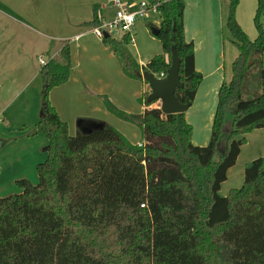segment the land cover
Listing matches in <instances>:
<instances>
[{
	"label": "trees",
	"instance_id": "trees-1",
	"mask_svg": "<svg viewBox=\"0 0 264 264\" xmlns=\"http://www.w3.org/2000/svg\"><path fill=\"white\" fill-rule=\"evenodd\" d=\"M147 1L158 7L154 37L163 52L141 69L166 75L175 47L184 85L176 97L192 105L203 75L185 37V0ZM239 6L229 0L224 80L206 146L192 143L185 113L166 116L159 101L148 102L147 81L140 115L103 97L111 114L140 127L142 146L91 119H79L72 136L48 98L70 78V45L62 61L42 66L38 127L48 139L47 159L37 165V184L17 180L20 192L0 198V264H264V156L247 164L241 188L220 195L246 135L264 129V0L257 3L255 39L237 20ZM102 22L94 7L89 24ZM132 67L126 74L142 80L140 67Z\"/></svg>",
	"mask_w": 264,
	"mask_h": 264
},
{
	"label": "crops",
	"instance_id": "crops-1",
	"mask_svg": "<svg viewBox=\"0 0 264 264\" xmlns=\"http://www.w3.org/2000/svg\"><path fill=\"white\" fill-rule=\"evenodd\" d=\"M59 1L31 0V4L37 9V13L31 15L22 11V16L29 22L21 24L27 30L41 36V39L34 43H25L24 46L20 45V52L15 51L14 53L12 50L8 52V48H6L5 54L8 52L9 57L17 58V63L21 64L22 69L27 74L28 63L31 60L30 55L34 53V50L38 51L37 53L48 55L49 60L56 59L62 61L61 50L65 44H68L66 42L68 40L72 43L73 47H76L78 59L75 58L74 53L73 67L71 68L68 82L51 91L52 95L56 90H64L63 92L68 96L66 98L61 96L64 101L55 98V102H52L59 116L58 106L66 107L69 104L67 103L69 99L70 104H73V94L76 90L81 96L80 104L84 107L87 106V109L91 107L88 113H84V119L100 122L109 121L111 118L110 112L103 100L105 93H112L111 97L114 102L129 114L133 113L135 100L139 99V104L142 106V114L146 107L141 102V98L148 88V85L144 82L145 80H135L126 74L125 69L122 71L120 68L115 72L112 67H105L107 73L100 72V64L105 66L102 63L103 59L92 56V40L100 43V39L93 33L94 26H91L89 23L94 19V7L99 8V14L102 17V21H104L105 7L99 6L98 2H93V0H68L66 3L63 2V4ZM225 2V0H185V37L188 42L194 44L196 69L203 75L195 100L185 112V118L193 128L191 141L197 146H206L210 141L213 119L218 104V93L224 80V63L226 60V34L224 27L228 9V4ZM257 3L258 0H240V6L236 14L237 20L243 30L250 36L254 35L255 38L257 37V32L254 18ZM13 20L15 21V19ZM153 27L156 26L152 24ZM54 30H57L59 34L63 31L69 36L59 37V34L55 36ZM144 31L146 32L145 29ZM109 37L111 38L110 35ZM14 44L15 42L11 46ZM132 44L134 45V42ZM52 47L54 52L51 51ZM103 51L106 53L105 50ZM162 52V50H155L151 55L145 56L143 60H140L138 65L140 69L143 65L149 63L154 56L160 55ZM108 60L113 62V59L110 57H108ZM129 70L133 71V67L130 66ZM140 72L144 71L141 69ZM92 76L96 78L93 80ZM35 78L42 79V76L37 72L33 79L35 80ZM84 82L88 83V88ZM27 86L28 84L25 85V90ZM124 102L127 103V106L123 104ZM155 106L157 104L153 105V107ZM75 118L78 117L75 116ZM248 137L250 140L247 139V143L242 146L238 163L235 165L236 167L234 166L228 171L227 180L222 186L229 181L230 177L234 176L235 170L239 172L242 168L241 171L244 172L245 176L247 164L264 156V129L253 131L248 134ZM142 143L143 139L138 144ZM239 161H242L241 166H239ZM231 179H235V177ZM18 192L20 191L17 190L16 193Z\"/></svg>",
	"mask_w": 264,
	"mask_h": 264
},
{
	"label": "rangeland",
	"instance_id": "rangeland-1",
	"mask_svg": "<svg viewBox=\"0 0 264 264\" xmlns=\"http://www.w3.org/2000/svg\"><path fill=\"white\" fill-rule=\"evenodd\" d=\"M67 1L60 0L59 2L63 4V2L66 3ZM225 1L229 6V0ZM93 2H98L99 6L105 7V22L111 23L114 21L116 10L111 4H108V0H93ZM52 6L54 7V5ZM22 11L31 15L37 13V9L31 4V0H0V142L3 144L0 149V198L14 194L19 190L16 184L17 180L28 179L32 183L37 184L39 182L37 165L47 159V153L43 149L48 144V139L38 127L42 114L44 82L41 78H35V80L33 78L37 72L40 74L43 63H47L50 58L48 55L37 53L38 51L34 50V53L30 55L31 60L28 63L27 74H25L21 64L17 63V58L8 56L9 50L14 53L15 51L20 52V45L24 46L25 43H34L41 39V36L27 30L21 24L29 22L22 16ZM150 22L157 27L160 19L158 16H154V18L151 16L146 21H139L135 26V32H133L134 45L131 42L124 41L125 33L120 30L112 31L109 34L112 42L106 44H104L103 39L96 36L100 39V43L92 40L91 53L92 56L103 59L102 63L105 66L100 64V72L107 73L105 67H112L115 72L118 68L122 71L123 69H129L132 65H139L140 60H143L145 56L151 55L155 50H162L160 40L151 33ZM53 33H55V36L59 34L57 30H54ZM63 36L67 37L69 35L62 31L59 37ZM249 37L251 39L255 38L254 35H249ZM14 42L15 44L11 46ZM66 42L70 45L73 67L74 53L75 58L78 59L77 50L76 47L71 45L70 41L67 40ZM61 44L63 43L61 42ZM6 48H8V52L5 54ZM51 51L54 52L53 47ZM108 57L113 59V62L109 61ZM92 78L94 80L96 77L92 76ZM133 79L141 81L137 78ZM84 83L88 88V83ZM26 84L28 86L25 90ZM63 91L56 90L52 95L50 92L49 101L51 103L55 102V98L64 101L61 96L64 98L68 96ZM55 94L57 95L55 96ZM111 94L105 93L103 97H106L117 109L127 113L114 102ZM73 96V104H70L69 99L67 100L69 104L66 107L58 106L60 117L68 124L69 134L72 136L76 134L79 127L78 120L85 116L84 113H88V110H91V107L87 109V106L84 107L80 104L81 96L77 90ZM123 104L127 106L126 102ZM155 104L158 105V103ZM134 106L133 113L130 114L140 115L142 106L139 104V99L135 100ZM109 115L111 118L104 123L115 128L134 145L142 141L141 129L137 124L123 121L111 113ZM75 116L78 118H75ZM246 136V141L247 139L250 140L248 135ZM236 163H238V160ZM241 165L242 161H239V166ZM241 170L239 172L235 170L233 176L235 179L230 177L229 181L222 186V191L220 192L223 197L229 196L232 189L243 186L244 172Z\"/></svg>",
	"mask_w": 264,
	"mask_h": 264
},
{
	"label": "water",
	"instance_id": "water-1",
	"mask_svg": "<svg viewBox=\"0 0 264 264\" xmlns=\"http://www.w3.org/2000/svg\"><path fill=\"white\" fill-rule=\"evenodd\" d=\"M159 32L160 30L158 28H151L153 36L156 37ZM108 37L109 35L105 34L104 38ZM137 76L147 81L151 89L148 102L152 103L159 101L164 115L168 116L185 113L190 108V103H181L176 97L177 89L182 88L184 85L180 79V60L175 47L172 48L171 67L164 78H158L149 72H138ZM41 117H43V114H41ZM100 127H102V124L94 125V128ZM85 130L86 129H83V131ZM1 147L2 143L0 142V149Z\"/></svg>",
	"mask_w": 264,
	"mask_h": 264
},
{
	"label": "built area",
	"instance_id": "built-area-1",
	"mask_svg": "<svg viewBox=\"0 0 264 264\" xmlns=\"http://www.w3.org/2000/svg\"><path fill=\"white\" fill-rule=\"evenodd\" d=\"M108 2L116 10L115 19L111 23L103 21L100 26L93 28V33L100 39H103L105 34H110L114 30H120L125 33L124 35H128L130 41L133 43V32L137 22L141 20L146 21L151 16L152 18L159 16L157 5L151 4L147 0H108ZM165 76L162 74L160 78H164ZM139 145L142 146V144Z\"/></svg>",
	"mask_w": 264,
	"mask_h": 264
}]
</instances>
